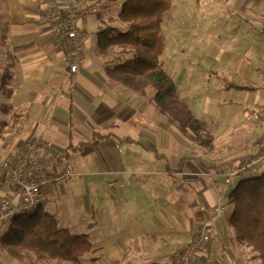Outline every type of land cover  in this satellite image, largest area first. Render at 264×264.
Segmentation results:
<instances>
[{"label": "crops", "instance_id": "1", "mask_svg": "<svg viewBox=\"0 0 264 264\" xmlns=\"http://www.w3.org/2000/svg\"><path fill=\"white\" fill-rule=\"evenodd\" d=\"M44 1L0 0V159L17 158L25 144L42 138L49 145L35 154L45 171L72 168L86 178L61 195L71 216L83 203L80 190L90 187L92 249L83 264H173L202 232L211 242L194 264H262L230 223L232 190L224 174L264 147V0H217L220 11L255 17L207 20L204 53L191 40L178 66L171 62L170 71L162 64L204 122L211 136L205 145L162 113L154 90L142 95L108 75L116 55L97 46L98 32L105 24L125 28L111 22L113 1H79L85 53L77 74L44 22ZM232 81L254 89L229 87ZM95 132L113 137L92 144ZM263 174L264 163L239 178ZM56 189L44 192L39 205L50 208ZM2 200L16 206L18 197L0 170ZM10 224L0 222V264H67L9 255L1 237Z\"/></svg>", "mask_w": 264, "mask_h": 264}, {"label": "trees", "instance_id": "2", "mask_svg": "<svg viewBox=\"0 0 264 264\" xmlns=\"http://www.w3.org/2000/svg\"><path fill=\"white\" fill-rule=\"evenodd\" d=\"M171 4L172 0H123L119 17L125 28L102 27L97 46L104 53L115 52L116 62L107 69L113 80L142 95L154 90L153 100L162 113L189 138L205 145L211 136L204 122L195 117L188 99L179 95L175 81L161 62L165 50L163 14ZM228 85L238 90L254 89L235 81ZM112 137L95 132L90 143ZM229 201L233 205L230 223L237 239L255 251L264 264V174L241 179L231 191ZM1 246L18 259L31 254L42 261L81 264V258L91 251L92 242L88 235L60 228L56 215L39 205L11 220L8 231L1 237Z\"/></svg>", "mask_w": 264, "mask_h": 264}, {"label": "built area", "instance_id": "3", "mask_svg": "<svg viewBox=\"0 0 264 264\" xmlns=\"http://www.w3.org/2000/svg\"><path fill=\"white\" fill-rule=\"evenodd\" d=\"M81 6L78 0H46L43 14L44 22L52 29V35L67 51L72 74L79 72L85 53V34L80 22ZM259 117L258 114L255 115L256 119ZM48 145L42 138H38L25 144L19 157L0 159V170L7 175L18 197L16 206L6 200L0 202V222L4 219L12 220L19 213L35 210L42 194L49 191L56 182L80 177V173L72 168H65L60 172L45 171V163L37 159L35 153ZM263 163L264 147L255 154L242 158L238 163L231 164L224 174V181L229 185ZM215 211L219 214L222 208L216 206ZM210 242L209 233H198L182 246L173 264H194L196 254L206 249Z\"/></svg>", "mask_w": 264, "mask_h": 264}, {"label": "rangeland", "instance_id": "4", "mask_svg": "<svg viewBox=\"0 0 264 264\" xmlns=\"http://www.w3.org/2000/svg\"><path fill=\"white\" fill-rule=\"evenodd\" d=\"M233 0H229L231 3ZM123 0H114L112 8V21H116L119 24L126 25L119 17V13L122 7ZM217 0H172L171 7L163 14L162 32L165 40V50L161 56V62L164 67L171 71L170 64L174 63L178 66L180 63V55L184 54L186 50H190L191 40H195L197 44V51L204 53L206 51L208 40L204 37L206 35V23L207 20L217 21L219 19H226L237 21L238 19H249L255 17L251 14H241L237 11L223 10L220 11ZM94 14V13H93ZM258 18L263 19L262 16ZM98 19V22L102 24L107 23L104 17ZM107 25V24H105ZM103 25V26H105ZM102 27V26H101ZM264 27V26H261ZM202 70L206 69V66L201 67ZM219 76H223L221 72H216ZM242 177V176H241ZM241 178L235 179L230 184V189L233 190ZM83 183H87L85 177L72 180H62L54 184L57 185L56 194L54 200H52L51 207L44 205V208L50 213H53L58 218V225L60 228L72 227V233L91 235L89 211L92 204V196L90 187H84L80 190V194L83 198V203L80 208L77 206L73 214L69 216L71 209L67 203H64L62 199L63 189L67 188L68 191L74 188V186H82ZM53 186V187H54ZM52 187V188H53ZM51 188V189H52ZM58 195L60 197H58ZM84 255L81 258V264L86 260ZM33 258V257H32ZM67 264H72L67 262Z\"/></svg>", "mask_w": 264, "mask_h": 264}, {"label": "bare ground", "instance_id": "5", "mask_svg": "<svg viewBox=\"0 0 264 264\" xmlns=\"http://www.w3.org/2000/svg\"><path fill=\"white\" fill-rule=\"evenodd\" d=\"M45 2H46V0L43 2V6H42V8H43V14H44V7H45Z\"/></svg>", "mask_w": 264, "mask_h": 264}]
</instances>
